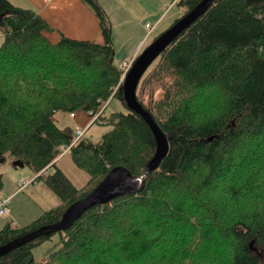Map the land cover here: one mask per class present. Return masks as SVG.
Here are the masks:
<instances>
[{
  "label": "trees",
  "instance_id": "16d2710c",
  "mask_svg": "<svg viewBox=\"0 0 264 264\" xmlns=\"http://www.w3.org/2000/svg\"><path fill=\"white\" fill-rule=\"evenodd\" d=\"M201 1L176 2L184 16ZM83 2L98 17L104 42L66 35L54 42L39 13L0 0V161H22L62 201L29 225L7 224L0 246L58 222L110 170L142 175L155 155L153 131L125 102L108 14L98 0ZM158 59L137 96L170 148L143 191L92 207L69 229L0 264H264V0H215ZM159 80L163 98L147 106L142 96ZM113 97L128 110L111 114L113 128L99 142L82 138L70 151L90 175L78 188L57 165L61 145L75 138L58 115H96ZM49 167L55 172L44 175ZM57 233L59 246L38 261L34 248Z\"/></svg>",
  "mask_w": 264,
  "mask_h": 264
},
{
  "label": "rangeland",
  "instance_id": "374dc122",
  "mask_svg": "<svg viewBox=\"0 0 264 264\" xmlns=\"http://www.w3.org/2000/svg\"><path fill=\"white\" fill-rule=\"evenodd\" d=\"M11 1L14 5L34 10L36 9V3L39 2V0ZM98 1L104 9H106L105 11L107 12L112 25V38L116 49L115 60L119 66H121L123 62L132 59L134 55H140L157 36L167 30L177 18L182 17L186 12V10L179 7L176 2L177 0H134L135 3H140L141 7L139 9L134 8L132 15L124 14L121 10V5L116 0ZM120 1L123 3H129L127 6H130L131 0ZM143 9H146L147 12ZM148 13L149 15L146 16ZM146 23L155 26L149 37H147L148 30L146 29ZM3 41L4 38H0V46ZM100 41H104V38L101 37ZM158 61L159 59L157 58L147 69V74L158 64ZM120 83H123L122 78ZM163 85V80L148 85L142 96V101L147 106H155V103L163 98ZM152 91H154V93H151ZM104 107V116H106V118L94 122L92 125L91 122L94 118H92L86 111H78L76 113V119H73L71 116L69 117V115H66L67 118L64 115H58V120L61 126L69 124L75 132L79 128H86L83 139L99 142L103 135L111 131L113 128L112 124L109 122L111 114L117 111L126 112L128 110L118 97L111 98L105 103ZM15 161L16 160L11 156H6L5 160L0 161V173L3 175L0 196L11 198L10 208L12 214L9 219L0 218V230H2L7 224L10 225L9 222L11 219L16 222L17 226L22 227L29 225L40 217L44 211L57 207L62 203L60 197L45 183L43 179L38 178L35 180L38 174H35L29 166H15ZM56 161L58 167L65 172L76 187L82 188L86 186L90 179V175L76 166L71 153L58 156ZM55 170L56 167H50L46 170L44 175L52 174ZM22 179L30 183L20 191H16ZM59 243L60 234L57 233L51 239L34 248V257L39 261H47L50 258V255L59 246Z\"/></svg>",
  "mask_w": 264,
  "mask_h": 264
},
{
  "label": "water",
  "instance_id": "95a60500",
  "mask_svg": "<svg viewBox=\"0 0 264 264\" xmlns=\"http://www.w3.org/2000/svg\"><path fill=\"white\" fill-rule=\"evenodd\" d=\"M214 2L215 0H202L192 10L157 36L155 40L135 58L123 82L124 99L128 108L141 115L148 123L154 133L157 143L155 155L148 163L144 173L140 176H135L124 167H116L110 170L105 178L88 195L68 207L58 222L44 225L1 245L0 257L8 255L12 251L40 237L69 229L87 210L96 205L106 204L120 196L136 194L143 191L145 188L146 176L160 167L162 160L169 152L170 144L166 134L156 122L154 116L139 101L137 96L139 83L153 62L175 42L187 28L202 17ZM14 165L17 167L25 166L20 160H16ZM251 247H253V242L251 243Z\"/></svg>",
  "mask_w": 264,
  "mask_h": 264
},
{
  "label": "crops",
  "instance_id": "0c3cea01",
  "mask_svg": "<svg viewBox=\"0 0 264 264\" xmlns=\"http://www.w3.org/2000/svg\"><path fill=\"white\" fill-rule=\"evenodd\" d=\"M116 1L121 5V10L124 14L132 15L134 8L139 9L141 7L140 3H135L136 0L129 1L130 6H127L129 3H123L120 0ZM35 6L36 12L52 25L53 30L47 33V35L54 42L59 41L63 35L84 40H98L97 42L103 37L98 17L83 0H39ZM143 10L146 11V9ZM148 15L149 13L146 14V16ZM0 38H4L1 30ZM136 57L137 55H134L127 62L134 60Z\"/></svg>",
  "mask_w": 264,
  "mask_h": 264
},
{
  "label": "built area",
  "instance_id": "2783aa9c",
  "mask_svg": "<svg viewBox=\"0 0 264 264\" xmlns=\"http://www.w3.org/2000/svg\"><path fill=\"white\" fill-rule=\"evenodd\" d=\"M154 28H155V26H153L152 24H150V23H147V24H146V29L148 30V35H147V37H149V36L151 35V33H152V31L154 30ZM134 60H135V59H134ZM134 60H132V61H130V62L125 61V62H123V63L121 64L120 67H121V69H122V71H123L122 82H124L127 73L129 72L130 68H131L132 65H133ZM104 108H105V107H104ZM104 108H103V109H104ZM103 109H102L101 111H99L96 115H95L94 112H92V111L88 112L89 115H90L92 118H94V120L91 122V125H92L95 121H97V119H98V117L101 115ZM70 116H71L72 118H75V117H77V114H76V113H70ZM85 132H86V128H85V129H83V128H79V129L75 132V138H74V140H73L71 143L61 145V147H60V153H59L58 156H63V155H65V154H67V153H70L72 147H73L78 141H80V140L83 138V136L85 135ZM33 181H34V180H33ZM29 183H30V182L24 181V180L22 179L21 182H20V184L18 185V188H17L16 191H20L21 189H23L24 187H26ZM10 200H11L10 197H9V198H6V197H3V196H0V218H3V219H9V218H11L12 214H11V208H10ZM9 223H10V226H11L12 228H18L16 222H15L13 219H11ZM42 262H43V261H42Z\"/></svg>",
  "mask_w": 264,
  "mask_h": 264
}]
</instances>
